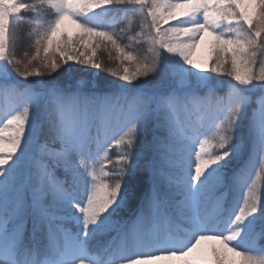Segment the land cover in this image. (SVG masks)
<instances>
[{
    "label": "snow or ice",
    "instance_id": "1",
    "mask_svg": "<svg viewBox=\"0 0 264 264\" xmlns=\"http://www.w3.org/2000/svg\"><path fill=\"white\" fill-rule=\"evenodd\" d=\"M0 264H264V0H0Z\"/></svg>",
    "mask_w": 264,
    "mask_h": 264
},
{
    "label": "trees",
    "instance_id": "2",
    "mask_svg": "<svg viewBox=\"0 0 264 264\" xmlns=\"http://www.w3.org/2000/svg\"><path fill=\"white\" fill-rule=\"evenodd\" d=\"M29 19V17L27 16V14H25V20L21 21L18 23L17 25V34H18V42H17V54L18 56L22 55L23 52L27 49L29 51H31L32 49L30 48V44L32 42L31 38L28 37L27 33L30 31V26L27 23V20ZM126 22L118 24L116 26V30L117 32H119L120 28L125 27ZM138 25H139V18H136V24L133 28V31L138 30ZM125 43L127 41H124ZM101 60H103V62L105 63L106 66H115V62L112 60H109L108 55H104V54H99ZM101 75L107 76V73H101ZM113 154H114V150H113Z\"/></svg>",
    "mask_w": 264,
    "mask_h": 264
},
{
    "label": "rangeland",
    "instance_id": "3",
    "mask_svg": "<svg viewBox=\"0 0 264 264\" xmlns=\"http://www.w3.org/2000/svg\"><path fill=\"white\" fill-rule=\"evenodd\" d=\"M25 2H31V0H25ZM97 54H98V56H100L99 54L108 55L104 51H99ZM207 55H208V46L205 43V44H202L200 46V48L197 50V54H196V56L194 58L197 59V60H203V59H205L207 57Z\"/></svg>",
    "mask_w": 264,
    "mask_h": 264
},
{
    "label": "bare ground",
    "instance_id": "4",
    "mask_svg": "<svg viewBox=\"0 0 264 264\" xmlns=\"http://www.w3.org/2000/svg\"><path fill=\"white\" fill-rule=\"evenodd\" d=\"M197 54V53H196Z\"/></svg>",
    "mask_w": 264,
    "mask_h": 264
}]
</instances>
